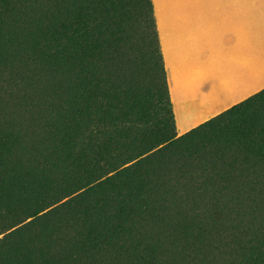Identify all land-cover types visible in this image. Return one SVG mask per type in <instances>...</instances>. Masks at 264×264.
<instances>
[{
	"label": "rangeland",
	"instance_id": "1",
	"mask_svg": "<svg viewBox=\"0 0 264 264\" xmlns=\"http://www.w3.org/2000/svg\"><path fill=\"white\" fill-rule=\"evenodd\" d=\"M8 1L14 13L0 38V156L7 158L0 159V264H237L236 250L244 241L249 239V247H264V180L255 183L249 176V190L255 191L249 200L210 199V192L219 193L220 185L234 180L223 175L217 181L219 177L213 176V171L219 175L225 171L229 159L206 164L199 182L204 191L186 198L178 194L179 188L197 182L196 175L179 178L176 172L183 149L178 146L173 151L168 141L159 144L143 156L160 149L165 157L176 156V164L167 160L172 170L167 183L176 184V191L163 198L161 182L150 181L147 210L121 229L89 227L87 218L76 214L71 203L42 217L78 191L60 190L66 187L65 177L54 174L31 180L21 167L22 162L28 168L46 165L50 171L55 163L70 162L69 154L57 161L42 155L49 154L50 140H41L44 145L37 148L38 132L52 130L45 126L54 118L50 110L58 105L68 110L75 94L77 71L52 67V54L64 56L61 34L66 24L79 21L93 34L119 39L113 67L121 66L119 75L133 77L137 84L152 82L153 87L165 89L176 139L264 89V0H105L98 17L91 10L98 0ZM31 45L37 51L43 49L44 60L27 52ZM78 133L67 130L69 135ZM75 144L86 146L85 150L92 145L86 136ZM58 145L54 147L60 155L64 151ZM261 164L259 158L249 156L250 168ZM161 176L162 171L151 178L161 180ZM162 188L170 190L165 185ZM52 199L55 203L43 208ZM37 210L33 218L14 227L21 225L24 230L12 240L5 239L14 228L2 229L12 218L22 219L26 212ZM146 246L150 253L145 260L123 257Z\"/></svg>",
	"mask_w": 264,
	"mask_h": 264
},
{
	"label": "trees",
	"instance_id": "2",
	"mask_svg": "<svg viewBox=\"0 0 264 264\" xmlns=\"http://www.w3.org/2000/svg\"><path fill=\"white\" fill-rule=\"evenodd\" d=\"M106 3L105 0H98L95 6L97 3L93 2L91 10L94 16L98 17ZM10 4L8 0H0V38L4 24L13 17L14 9H10ZM62 31L64 45L61 53L64 56L54 53L51 59L54 61L53 67L57 69L66 68L68 73L77 71L75 94L68 110H61L59 105L54 111L50 110L54 118L45 126H52L53 129L50 132L48 129L42 130L43 133L38 132L41 134L37 148L43 147L41 140L48 139L52 147L49 154L42 155L57 161L61 156L69 154L70 162L62 165L55 163L50 171L46 165L42 169L28 168L22 162L21 167L27 169L26 173L31 180L47 174H54L60 179L65 177L63 181L66 187L60 190L72 189L68 194L78 192L57 208L48 209L42 217L53 215L57 209L71 203L75 206V213L86 217L91 228L110 229L117 226L121 229L125 224L130 226L147 210V185L150 181L161 182L159 187L163 198L176 191V184L167 183V176L172 172L167 160L176 164V156L172 153L165 157L161 149L143 156L167 141L174 147L173 151L178 146L183 149L180 154L181 166L177 168L176 175L181 178L185 174H189L188 177L195 174L198 180L194 184L188 182L189 186L182 185L178 194L186 198L192 194L199 195L204 191L199 182L206 172V164L213 166L214 160L223 163L224 159H229L225 171L221 175L213 171V176L219 177L217 181H221L223 175L232 176L235 181L228 180L225 185H220L219 193L210 192V199L226 196V199L232 201L249 200V194L255 192L249 190V176L255 183L264 180V89L173 139V118L165 89L161 85L154 88L152 82L145 86L137 84L135 78L119 75L121 66L113 67L114 58L119 55V39L109 40L99 33L93 34L79 21L66 24ZM27 52L41 60L46 57L43 49L37 51L35 45H31ZM69 129L79 133L69 135ZM84 136L88 144H92L86 150V146L75 144L76 140H82ZM56 142L59 148L63 147L59 150L64 151L60 155L54 147ZM68 147L75 149L68 151ZM6 153L4 151L2 154ZM250 155L259 158L262 164L250 168ZM157 156H161L162 160L156 159ZM14 157L16 163L18 155ZM0 159L7 160L4 156H0ZM161 171V180L151 178ZM67 177L70 178L68 181ZM164 185L170 190L162 188ZM40 200L43 202L42 198ZM53 203L55 199L43 208ZM39 211L26 212V217L22 219L12 218L8 227L2 230L6 232L16 227L26 218H33ZM22 230L24 228L21 225L20 228H14L5 239H14ZM246 234H249V229ZM13 247L15 253L16 242ZM149 253L146 246L131 254H124L123 257L145 260ZM236 258L237 264H264V247L261 244L259 248L249 247L248 239L236 250Z\"/></svg>",
	"mask_w": 264,
	"mask_h": 264
},
{
	"label": "bare ground",
	"instance_id": "3",
	"mask_svg": "<svg viewBox=\"0 0 264 264\" xmlns=\"http://www.w3.org/2000/svg\"><path fill=\"white\" fill-rule=\"evenodd\" d=\"M26 17V16H25ZM20 55V54H19ZM25 55V54H24ZM30 59V58H29ZM15 60V59H14ZM27 66V65H26ZM53 67V66H52ZM26 68V67H25ZM43 69V68H42ZM13 71V70H12ZM45 78V77H44ZM26 80V79H25ZM52 82V81H51ZM5 84V83H4ZM16 85V84H15ZM55 86H56V84H55ZM4 87V86H3ZM65 88V87H64ZM34 89V88H33ZM18 90H20V89H18ZM48 90V89H47ZM22 91V90H21ZM33 91V90H32ZM38 92V91H37ZM44 93V92H43ZM1 95V94H0ZM18 95V94H17ZM20 95V94H19ZM34 96V95H33ZM51 96V95H50ZM26 97V96H25ZM5 98V97H4ZM34 100V99H33ZM40 100V99H39ZM27 102V101H26ZM42 103V102H41ZM39 104V103H38ZM8 105V104H7ZM15 105V104H14ZM26 105V104H25ZM6 106V105H5ZM11 107H12V105H11ZM34 107V106H33ZM8 108V107H7ZM28 108V107H27ZM15 109V108H14ZM16 110V109H15ZM50 110V109H49ZM9 111H10V109H9ZM31 111V110H30ZM7 112V111H6ZM28 112V111H27ZM42 112V111H41ZM45 112V111H44ZM48 112V111H47ZM19 113V112H18ZM22 113V112H21ZM8 114V113H7ZM23 114V113H22ZM11 115V114H10ZM1 116H2V114H1ZM15 116V115H14ZM10 117V116H9ZM13 117V116H12ZM3 118V117H2ZM18 118V117H17ZM28 119H30V118H28ZM23 120V119H22ZM32 120V119H31ZM34 120V119H33ZM53 121V120H52ZM57 121V120H56ZM6 122V121H5ZM18 122V121H17ZM28 122V121H27ZM32 122V121H31ZM51 122V121H50ZM11 123V122H10ZM15 123V122H14ZM40 123V122H39ZM28 124V123H27ZM26 124V125H27ZM16 125V124H15ZM14 126V125H13ZM54 126V125H53ZM23 127V126H22ZM49 128V127H48ZM53 129V128H52ZM27 130V129H26ZM23 131V130H22ZM42 132V131H41ZM43 133V132H42ZM41 134V133H40ZM39 136V135H38ZM26 137V136H25ZM43 139V138H42ZM45 139V138H44ZM50 139V138H49ZM48 140V139H47ZM32 141V140H31ZM30 141V142H31ZM19 142V141H18ZM45 142V141H44ZM29 144V143H28ZM24 150V149H23ZM43 150V149H42ZM47 150V149H46ZM44 151V150H43ZM35 153V152H34ZM261 190H262V188H261ZM263 193V192H262ZM169 194V193H168ZM172 196H173V194H172ZM226 197V196H225ZM259 197V196H258ZM165 198V197H164ZM247 198V197H246ZM232 199V198H231ZM248 199V198H247ZM174 200V199H173ZM215 200V199H214ZM232 201V200H231ZM167 202H169V201H167ZM195 203V202H194ZM242 203V202H241ZM261 203V202H260ZM159 206V205H158ZM162 206V205H161ZM213 206V205H212ZM247 206V205H246ZM225 208V207H224ZM235 208H236V206H235ZM251 208V207H250ZM161 209V208H160ZM167 209V208H166ZM165 209V210H166ZM226 209V208H225ZM234 209V208H233ZM259 209V208H258ZM263 209V208H262ZM158 212V211H157ZM216 212V211H215ZM215 212H213V213H215ZM259 212V211H258ZM184 213V212H183ZM221 213V212H220ZM245 213V212H244ZM230 214H232V213H230ZM173 215V214H172ZM239 215V214H238ZM215 216H216V213H215ZM244 216V215H243ZM171 217V216H170ZM176 217V216H175ZM219 218V217H218ZM226 218V217H225ZM236 218V217H235ZM252 218V217H251ZM153 219V218H152ZM238 219V218H237ZM255 219V218H254ZM156 221H157V219H156ZM155 221V222H156ZM160 221V220H159ZM257 222V221H256ZM157 223V222H156ZM181 223V222H180ZM211 224V223H210ZM254 224V223H253ZM158 225V224H157ZM257 225V224H256ZM221 226V225H220ZM224 226V225H223ZM226 226V225H225ZM255 227V226H254ZM164 228H165V226H164ZM233 228V227H232ZM171 230V229H170ZM251 230V229H250ZM167 231V230H166ZM180 231V230H179ZM228 231V230H227ZM156 232V231H155ZM208 233V232H207ZM166 234V233H165ZM161 235V234H160ZM170 238H171V236H169ZM181 237V236H180ZM218 237V236H217ZM229 237V236H228ZM220 239V238H219ZM226 239V238H225ZM182 240V239H181ZM192 240H194V239H192ZM198 240V239H197ZM204 240H205V238H204ZM161 241V240H160ZM167 241V240H166ZM196 241V240H195ZM199 241V240H198ZM233 241V240H232ZM175 242V241H174ZM209 242H211V241H209ZM236 242V241H235ZM162 243H164V242H162ZM182 243V242H181ZM180 243V244H181ZM204 243V242H203ZM217 243H218V241H217ZM222 243V242H221ZM173 244V243H172ZM194 244V243H193ZM189 245H190V243H189ZM166 246H167V244H166ZM188 246V245H187ZM220 246V245H219ZM171 247V246H170ZM177 247H178V245H177ZM210 247V246H209ZM184 250V249H183ZM182 250V251H183ZM214 250V249H213ZM220 250V249H219ZM193 251V250H192ZM164 252V251H163ZM162 252V253H163ZM197 252V251H196ZM200 252V251H199ZM167 253V252H166ZM166 253H165V255H166ZM214 253V252H213ZM219 253V252H218ZM113 255V254H112ZM155 255H156V253H155ZM162 255V254H161ZM195 255V254H194ZM219 255V254H218ZM180 256V255H179ZM186 256V255H185ZM221 256V255H220ZM173 256H171V258H172ZM184 257V256H183ZM182 257V258H183ZM198 257V256H197ZM186 258V257H185ZM205 258V257H204ZM215 258V257H214ZM155 259V258H154ZM199 259V258H198ZM206 260V259H205ZM218 260V259H217ZM173 261V260H172ZM176 261V260H175ZM190 261V260H189ZM188 261V262H189ZM167 262H168V260H167ZM166 262V263H167ZM191 262V261H190ZM200 262H202L201 260H200ZM206 262V261H205ZM212 262V261H211ZM194 263V262H193ZM102 264V263H101ZM131 264V263H130ZM160 264V263H159ZM169 264H172V263H169ZM175 264H177V263H175ZM187 264H189V263H187ZM233 264V263H232Z\"/></svg>",
	"mask_w": 264,
	"mask_h": 264
}]
</instances>
